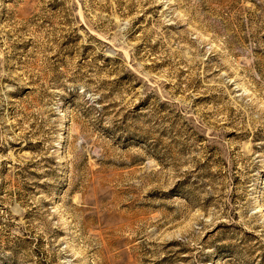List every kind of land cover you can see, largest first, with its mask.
I'll use <instances>...</instances> for the list:
<instances>
[{"label": "rangeland", "instance_id": "rangeland-1", "mask_svg": "<svg viewBox=\"0 0 264 264\" xmlns=\"http://www.w3.org/2000/svg\"><path fill=\"white\" fill-rule=\"evenodd\" d=\"M0 264H264V0H0Z\"/></svg>", "mask_w": 264, "mask_h": 264}]
</instances>
